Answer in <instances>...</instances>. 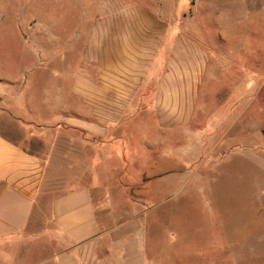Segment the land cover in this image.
<instances>
[{
  "label": "rangeland",
  "instance_id": "1",
  "mask_svg": "<svg viewBox=\"0 0 264 264\" xmlns=\"http://www.w3.org/2000/svg\"><path fill=\"white\" fill-rule=\"evenodd\" d=\"M138 7L165 23L168 41L209 56L196 92L207 105L184 123L165 120L152 83L141 98L104 107L113 115L104 139L66 119L40 124L66 128L59 139L86 161L66 166L80 179L70 185L97 183L109 203L108 231L81 264H264V0H0V112L58 95L53 64L66 70V107L83 110L72 83L99 73L80 58L89 31ZM101 140L117 144L95 166L91 147ZM67 145L58 147L67 154Z\"/></svg>",
  "mask_w": 264,
  "mask_h": 264
},
{
  "label": "crops",
  "instance_id": "2",
  "mask_svg": "<svg viewBox=\"0 0 264 264\" xmlns=\"http://www.w3.org/2000/svg\"><path fill=\"white\" fill-rule=\"evenodd\" d=\"M100 21L105 28L92 26L80 48L81 62L99 69L97 78L79 74L72 83V99L84 104L83 110L74 115L70 105L66 107V70L53 64L58 95L28 100L25 110L17 101L9 105L11 111L0 112V264H81L108 231L104 215L109 203L103 201L102 186L70 185L80 179L67 177L66 166L87 167L86 161L70 154L69 140L59 139L66 136V128L41 126L42 122L66 119L69 125L104 139L108 130L101 125L113 118L103 113L104 107L141 98L144 87L152 83L165 120L172 113L175 122L184 123L196 108L207 105L199 104L196 92L212 65L199 47L179 38L171 43L165 23L139 7ZM62 53L58 51L57 61H64L59 58ZM172 104L175 109L169 110ZM26 119L39 124L28 128ZM111 140L96 141L91 148L101 153L105 145L117 144ZM83 141L87 147L88 141ZM60 144L67 145V154ZM100 153L93 159L95 166L103 162Z\"/></svg>",
  "mask_w": 264,
  "mask_h": 264
}]
</instances>
